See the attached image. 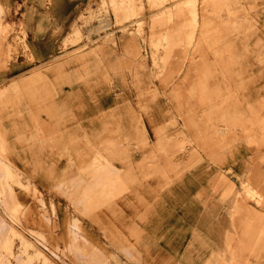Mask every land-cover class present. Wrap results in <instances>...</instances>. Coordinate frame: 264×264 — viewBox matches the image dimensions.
Returning <instances> with one entry per match:
<instances>
[{
  "label": "crops",
  "instance_id": "obj_1",
  "mask_svg": "<svg viewBox=\"0 0 264 264\" xmlns=\"http://www.w3.org/2000/svg\"><path fill=\"white\" fill-rule=\"evenodd\" d=\"M98 3L0 0V94L22 97L4 109L0 154L39 195L18 196L29 210L23 228L48 238L54 252H76L82 241L106 264H264V163L248 164L242 147L238 166L225 137L213 163L198 149L197 163L177 170L173 133L163 129L181 103L173 94L195 78L212 92L232 86L222 79L236 75L231 58L210 47L219 38L194 36L195 53L186 47L187 17L153 24L159 13L150 12L141 36L133 22L132 35L96 44L91 34L96 45L83 50L99 25L87 22ZM78 30L85 39L69 45ZM151 44L182 48L165 58ZM81 171L96 175L84 180ZM81 188L101 193L84 191L80 201ZM10 228L0 214V255Z\"/></svg>",
  "mask_w": 264,
  "mask_h": 264
},
{
  "label": "rangeland",
  "instance_id": "obj_2",
  "mask_svg": "<svg viewBox=\"0 0 264 264\" xmlns=\"http://www.w3.org/2000/svg\"><path fill=\"white\" fill-rule=\"evenodd\" d=\"M150 12L159 13L150 18L153 24L166 22V25L170 26L173 19L187 17L190 43L186 47L193 48L195 53L198 46L193 45L194 36L202 38L201 41L219 38L220 43L210 47H220V58L223 60L227 55L231 58L232 67L235 66L236 69L234 77L222 78L233 82L230 89L227 86L224 92L208 91L200 82L202 77H197L194 80L197 84L190 86L188 91L173 94L172 97L181 103L172 109V123L163 126V129L168 131L169 128L173 133V139L168 141H171L168 152L172 155V164L177 170L179 165L196 164L198 149L201 152L204 149L205 158L213 163L212 150L222 147L225 137L228 139L227 154L229 156L235 150L238 166L246 163L244 150H240L242 147L248 148V164H263L264 0H99L96 10L87 19L88 23L99 24L98 28L86 37L87 45L83 44L82 49L96 45L98 41L95 40L102 39V36L107 40L116 35H132L129 26H132L133 22H141L136 29L137 34L141 36L143 20H148L144 14ZM151 31L154 32V25ZM91 34L95 36L96 44L91 42L92 39H88ZM84 37L78 30L69 45L81 42ZM149 48L153 53L169 58L182 46L151 44ZM158 63L163 65L164 61L161 59L157 65ZM20 95L0 94V123H4L6 105L20 104ZM107 147H113L112 142H109ZM9 165L7 158L0 154V214L3 218L7 215L12 224L2 249L3 253L0 255V264H106V257L82 241L78 242L82 245L76 252L74 246L68 247L69 251L67 249L64 252H54L48 246V238L23 228V221L26 222L29 210L18 202V196L27 194L38 202V190L23 188L19 182L28 180L27 174L8 172L5 166L10 167ZM178 173L175 172L176 176L173 175V178H176ZM77 175L78 178L91 180L96 174L81 171ZM41 176L43 177V174ZM117 176L128 179L127 173L114 177ZM237 180H244V176L238 174ZM5 185L12 187L6 188ZM80 190V201L85 199L82 196L84 191L101 193L85 188ZM248 195L250 198V192ZM253 197L258 196L253 194ZM68 241L70 242V238ZM110 261L114 262L113 258Z\"/></svg>",
  "mask_w": 264,
  "mask_h": 264
},
{
  "label": "bare ground",
  "instance_id": "obj_3",
  "mask_svg": "<svg viewBox=\"0 0 264 264\" xmlns=\"http://www.w3.org/2000/svg\"><path fill=\"white\" fill-rule=\"evenodd\" d=\"M212 71V70H211Z\"/></svg>",
  "mask_w": 264,
  "mask_h": 264
}]
</instances>
